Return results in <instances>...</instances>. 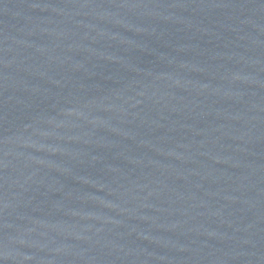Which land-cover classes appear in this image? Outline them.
Segmentation results:
<instances>
[{
	"label": "water",
	"instance_id": "95a60500",
	"mask_svg": "<svg viewBox=\"0 0 264 264\" xmlns=\"http://www.w3.org/2000/svg\"><path fill=\"white\" fill-rule=\"evenodd\" d=\"M0 264H264V0H0Z\"/></svg>",
	"mask_w": 264,
	"mask_h": 264
}]
</instances>
